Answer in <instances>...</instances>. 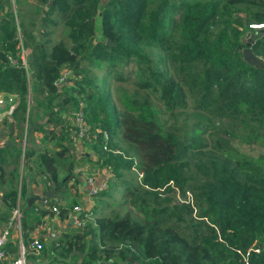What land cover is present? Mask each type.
<instances>
[{"label":"trees","instance_id":"trees-1","mask_svg":"<svg viewBox=\"0 0 264 264\" xmlns=\"http://www.w3.org/2000/svg\"><path fill=\"white\" fill-rule=\"evenodd\" d=\"M15 5L19 8L13 12L8 0H0V94L14 95L12 108H0L7 113L4 137L13 141L14 121L22 125L18 131L25 133L24 142L41 131L43 139L53 137L55 147L62 145L34 155L36 150L26 148L22 153L16 137L14 146L0 144L5 188L0 202L6 211L0 221L7 224L22 200L25 264L39 252L42 259L51 256L45 264H264V152L246 156L216 142L214 167L207 166V158L195 164L200 177L184 175L182 151L198 147L190 139L199 129L186 115L180 118L197 110L209 113L207 120H228L255 135L264 131V69L243 60L238 29L255 32L249 46L264 59V36L248 27L264 23V0H15ZM166 61L170 74L162 64ZM64 66L72 69L73 85L57 88L54 82ZM112 81L117 110L107 89ZM31 104L43 109L45 121L26 134ZM77 111L88 126L83 144L95 156L94 161L89 153L78 158L107 168V186L90 195L93 206L78 213L80 224L58 232L51 250L48 243L35 251L29 234L45 216L68 219L78 201L72 197L55 204L56 212L50 199L24 209L33 193L19 168L35 164L45 190L68 191V181L77 182L72 172L78 158L71 153L76 131L69 122L66 128L61 115ZM174 113L178 118L166 120ZM197 123L209 128L202 120ZM6 165L13 167L5 178ZM116 186L121 202L110 195ZM188 189L197 220L183 222L189 202L152 204L163 193L166 200L173 192L186 197ZM127 196L134 212L104 211L112 204L124 206ZM3 249L13 259L17 240L9 237Z\"/></svg>","mask_w":264,"mask_h":264},{"label":"rangeland","instance_id":"rangeland-1","mask_svg":"<svg viewBox=\"0 0 264 264\" xmlns=\"http://www.w3.org/2000/svg\"><path fill=\"white\" fill-rule=\"evenodd\" d=\"M9 2V8L11 11L16 12V10H18L19 6L15 5V0H8ZM20 9H23L22 6H20ZM237 11H241V9H238ZM42 12L44 13V11L42 10ZM4 13L0 10V15H3ZM42 15V14H41ZM40 15V16H41ZM177 16V15H176ZM179 16L180 13H178V20H179ZM39 15H35L34 19H38ZM253 22L248 24V27L250 24H252ZM15 24H17V20L15 19ZM241 31V35L239 36V41L240 43L243 45L241 50L243 48L249 47L250 46H246L247 43H252L253 42V36L255 34V32L252 31H247L244 30V27H239L238 28ZM17 36H18V44H21L22 42L20 41V34L18 33V28H17ZM56 36H59L60 34V30L57 29L55 30ZM248 35V37H247ZM248 38H251V42H248ZM22 45V44H21ZM20 46V45H19ZM251 53L258 59H260L261 61L264 62V59H262L260 56L255 55L251 48H250ZM246 62V61H245ZM247 63V62H246ZM163 65H165L166 67V71L170 74L172 71L171 66H168L167 61L166 63L162 62ZM161 64V66H162ZM252 66H257L255 64H249ZM258 67V66H257ZM64 76H65V81H64V85L65 86H72V80L74 78V75L72 74V69L69 66H64L61 69V72ZM76 77V76H75ZM107 82H111V78H108ZM113 85V81L112 83L109 84V87H107V89L110 91V102L112 104V106H114L115 110H117V99L115 96L112 95L111 93V86ZM129 85V84H128ZM2 97V95L0 94V98ZM160 109L165 110L164 106L161 104L158 106ZM2 108V107H0ZM190 109H192L193 107H189ZM6 112V111H5ZM0 111L1 113H4L3 115H0V143L2 140H4V135H5V124H4V120L2 118H4L5 115H7V113ZM44 111L41 107L37 108L35 106H33V104H31V109H30V123L23 125L24 130L26 131L27 134V129L29 127V125L31 124H43V122L45 121V116H43ZM184 115H186L190 121L194 122V127H196L197 129H199V131H197L196 133H194L195 136L191 137V141L195 144H198L197 148H191L190 150L187 151H182V164H184L183 170H184V175H193L196 177H200L201 173L197 167H196V163H200L201 161L207 162V158H208V164L207 166L210 168L214 167V163L216 162V160L219 158V150L214 149V144L216 142H218L221 146L222 149H226V148H231L234 150L239 151L240 153L246 155V156H252L255 157L257 155H259L260 153L264 152V131L263 132H259L258 135L252 134L251 132H249L246 128L243 129L240 126H234V125H228V120H221V121H217L216 119H212V120H207L209 116V113L206 112H199L197 110L195 111H190L187 113H181L180 114V118L184 117ZM3 116V117H2ZM62 121L64 125H67L68 127L66 128H70V126L67 124V122H69V124L71 126L72 123L75 120V116L73 115H65L62 114ZM178 118V113H174L173 115L171 114H167L166 120L170 119V118ZM198 120H202L204 122V124L207 123L209 128H205L203 125H201L200 123H197ZM86 125V131H84V134H77V132H74V135L72 136V141H71V145H72V150L71 153L73 154L74 158H78L81 153L83 151H87V145L83 144L84 141H86L85 138H88L87 134H88V126L87 123L85 121H83ZM12 123V127L14 128V134L11 135L12 138H17V144L18 147H20L21 152L23 153L24 148L29 149V150H36V152H34V155L37 153V150H48L51 152H56V150H60L61 149V144L59 147H55L54 145L56 144L55 138L51 137L48 140L43 139V133L40 131H35L33 132V135L30 137V140H28V142H24V136L25 133L22 132V134H19L18 131V127L22 126L20 125V123H16V122H11ZM45 129V126H42ZM59 130V129H57ZM74 130V129H73ZM20 135L19 137H17V135ZM3 135V136H2ZM3 142V141H2ZM63 145L68 144L67 142L63 141L62 142ZM2 144V143H1ZM70 144V143H69ZM121 146H123L122 148L127 149L128 147L126 146V143H120ZM56 148V149H55ZM128 153L131 155L133 154V151H128ZM32 161L34 159H31ZM36 160V159H35ZM89 164L93 165V169L91 171H89V174H93L94 172H96L98 170V168H100V166L95 165L92 163H90V161H87ZM58 170H61V168L59 167L60 164L57 165ZM12 165H6L4 166L5 168V178L9 177L8 171L10 169H12ZM36 171V166L35 164H31V163H26L25 167L23 168V170H21V167L19 168V177L22 175L24 176V182L28 185H30V187L28 188L30 191L31 190H35L37 191L41 196L42 190L44 189L43 183H42V176H38L35 174ZM60 176L59 178H61L63 176V173L61 171H59ZM75 175H81L78 171L72 172ZM87 174V175H89ZM140 172H138L137 177H139ZM39 178L40 183L38 184L37 181H35L34 177ZM83 176V175H82ZM84 178V176H83ZM32 182L34 183V186L31 187ZM69 182H74L73 179H70L68 181ZM75 185V182L73 183V186ZM1 187H3L0 184V191L4 190L1 189ZM46 188V187H45ZM118 188L119 186L114 189L110 190V195L111 197H113L115 200H119L121 202V195L118 193ZM67 192V191H66ZM63 192V193H66ZM70 194V193H69ZM168 193H163L162 195H160V198H162L161 200L158 199V202H152V204L156 205V206H163L164 204H168V205H172L174 203H181V205L184 202H189V206L188 208H190V210H187V214H183L184 220H197L198 217L196 216L195 213V200L193 198L192 192L188 189L186 191L185 196L186 197H182L179 192H173L172 194H170L171 199L170 200H166L163 199L165 196H167ZM132 198V197H131ZM131 198H129V196H127L124 200V206L123 204H119L118 206H114V204H112L111 206H109L107 209H105L104 211L109 212V210H119L120 214L127 210V211H131L134 212L135 211V205L131 206L130 204V200ZM185 198V199H184ZM149 199V198H147ZM49 203H53L55 201H53L52 199L48 200ZM37 205H40V203H38ZM2 207V203L0 202V216H4L5 214V210L1 208ZM21 208V206H20ZM187 209V208H186ZM14 217L12 216V211H10V215H9V221L7 224H4L2 221H0V230H2L5 227H8L10 229V231L12 230V224L14 223ZM51 225V223H50ZM78 224H71V226L69 225L68 227H66V229L68 230H72L74 229ZM54 229V228H53ZM18 254V253H17ZM41 252H39L38 254L36 253L35 256L36 258L32 260V263L34 264L37 263L38 261H40L42 258H40ZM28 264V263H26Z\"/></svg>","mask_w":264,"mask_h":264},{"label":"crops","instance_id":"crops-1","mask_svg":"<svg viewBox=\"0 0 264 264\" xmlns=\"http://www.w3.org/2000/svg\"><path fill=\"white\" fill-rule=\"evenodd\" d=\"M42 14H43V12H42ZM1 114L3 115L4 113H1ZM2 141H1V143L4 146H7V145L14 146V144H15L14 142L16 141V138H14L13 141H12V140H8V138L5 137L4 140H2ZM88 153H89V159H90V161H94L95 156L93 154H90V152H88V149H87L86 152L83 151L81 153L82 155H80V156H83L84 154L86 155ZM93 167L94 166L91 165V164H89L86 161V159L78 158V160L76 162V166L74 167V170L75 171H78L80 174L82 172V174L80 176L77 175V182H75V185L73 186V183L74 182H69V184H72V185H71V187L68 189V191L66 193H60V192H58L57 191V187H56L55 190H53V187L54 186H52L51 189H48V190H45L44 189L43 192L41 193V196L45 192H49V191L53 190L52 196L50 198H46V199H52L53 201H55L52 204H50V205L55 206V207H56L55 204L63 205V204H65L66 199L75 197V199L78 201V203H76L77 204L76 206H79L81 208V211H84V210L87 211L88 209H90L93 206L94 200H93V198L91 196H89V193H88L89 192V190H88L89 186L86 184L85 177L87 176V174H89V171H91L93 169ZM74 170H73V172H74ZM82 175L84 176V178H83ZM108 176H109V172L107 173L106 172V169L104 167L98 168V170L96 172H94V182H95V184L100 183V182H103L105 184V186H107V183L106 182L108 180L107 179ZM34 178H35V181L38 182V184H41L39 178H37L36 176ZM32 186H34V183L33 182L31 184V187ZM29 187H30V185H28V188ZM30 192L33 193L32 196L41 197V196H39L40 194L37 191H35V190H31ZM75 192H76L77 196H74L72 194V193H75ZM21 204H22V200H19L18 199V201H17L18 207H20ZM48 207L45 206L43 208H47L46 210H49ZM77 215H78L77 212H75V211H72L71 212L70 211L69 216H68V219H62V220L58 219V217H57V215L55 213L52 214L51 217L45 216L43 218L44 219L43 224L38 225L34 229V231L31 234H29V237H30V239L35 238L36 235L44 237L45 239L43 241V247H45V246L48 245V243L50 244V242L48 241V237L55 236V239H56V234L58 232L64 231L66 229V227H68L69 225L71 226V224L73 225V224L80 223L78 220L75 219V217H77ZM70 218H72V221L71 222H70ZM50 223H51V225H50ZM10 238H13L14 239V235L11 234V237ZM50 250H51V248H50ZM17 253H18V244H17ZM10 256H13V255H11V254L9 255L8 254V257H10ZM50 257H51L50 255H46L43 259H41L40 261H38V264H45V263H47V261L50 259ZM29 264H33L32 261H30ZM34 264H37V263L34 262Z\"/></svg>","mask_w":264,"mask_h":264},{"label":"built area","instance_id":"built-area-1","mask_svg":"<svg viewBox=\"0 0 264 264\" xmlns=\"http://www.w3.org/2000/svg\"><path fill=\"white\" fill-rule=\"evenodd\" d=\"M249 27L252 29H255V30L261 29L262 31H264V23L263 22L252 23L249 25ZM64 81H65V76L62 73H60L58 78L55 80L54 84L57 88H59L62 85H64ZM13 101H14V95L4 94L0 98V107L4 106V105H8L9 108H12ZM74 116H75V120H74V122H72V125L75 126V131L79 135L84 134V131H86V125L83 122L84 119L82 116V112L77 111L74 113ZM105 169H106V172L108 173L109 170L107 168H105ZM140 175L141 174H139V176ZM85 181H86V184L89 186V188H88L89 196L95 192L102 190L105 186V184L103 182L95 184L94 173L87 175L85 177ZM51 211L56 212L55 206H53L51 208ZM72 211H75L78 214L81 211V208L79 206H73ZM12 216L14 217V219H13L14 223L12 224V230L10 231V229L8 227H5L2 230H0V264H25L24 254H23V246H22L21 239H20V229H19L20 213H19L18 205H16V207L12 209ZM75 219H76V217H75ZM78 224H80V223H78ZM11 234L14 235V238L17 240V244H18V254L13 259H9L8 255L5 253V250L3 249L5 242L9 239V237H11ZM30 240L31 241H30L29 245L31 247H33L35 251H38L43 247V242H41L40 240H38L36 238H32Z\"/></svg>","mask_w":264,"mask_h":264},{"label":"water","instance_id":"water-1","mask_svg":"<svg viewBox=\"0 0 264 264\" xmlns=\"http://www.w3.org/2000/svg\"><path fill=\"white\" fill-rule=\"evenodd\" d=\"M46 8L43 9V11H45ZM263 35L264 36V32L261 29H258L257 32V37ZM248 37V35H247ZM248 42H251V38H248ZM106 43H109V41L107 40ZM246 46H249V43L246 44ZM241 54H242V58L244 61H246L248 64H255L258 67L264 69V62L261 61L260 59L256 58L250 51L249 47L243 48L241 50ZM36 124H31L29 125L28 129H27V133H29L31 131V129L35 128ZM56 187H53V190H55ZM53 190L49 191V192H45L41 197L38 196H28L25 199V207L24 209H27L31 206L32 203H34L37 200L40 201H45L46 198H50L52 196ZM72 221V218H70V222ZM54 240H55V236H50L48 237V241L50 242V248L52 249L54 246Z\"/></svg>","mask_w":264,"mask_h":264}]
</instances>
